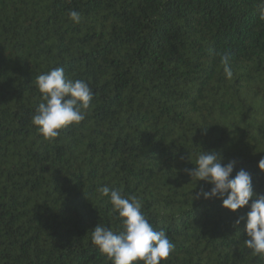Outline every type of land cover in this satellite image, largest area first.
Returning a JSON list of instances; mask_svg holds the SVG:
<instances>
[{
  "label": "trees",
  "instance_id": "1",
  "mask_svg": "<svg viewBox=\"0 0 264 264\" xmlns=\"http://www.w3.org/2000/svg\"><path fill=\"white\" fill-rule=\"evenodd\" d=\"M259 5L0 0V264H112L91 242L96 225L122 230L103 186L137 197L165 232L174 248L160 264H264L244 245L246 219L233 226L249 207L192 199L212 185L184 171L216 151L222 166L236 161L229 178L246 170L264 195ZM54 68L84 81L92 101L83 121L46 140L31 122L35 80Z\"/></svg>",
  "mask_w": 264,
  "mask_h": 264
},
{
  "label": "clouds",
  "instance_id": "2",
  "mask_svg": "<svg viewBox=\"0 0 264 264\" xmlns=\"http://www.w3.org/2000/svg\"><path fill=\"white\" fill-rule=\"evenodd\" d=\"M260 19L264 20V5H259ZM69 19L79 23L81 16L76 11H69ZM230 55L221 54V64L226 78H232L229 67ZM36 87L41 93L42 102L35 110L31 122L46 140L54 139L59 130L71 124H79L84 120L90 108L92 91L82 80H66L62 68H54L46 74L36 77ZM222 157L216 151H203L195 161L193 170L184 169L191 179L205 181L212 187L208 191L203 188L192 199L201 197L218 198L222 207L233 212L248 206L245 217L234 221V227L246 219L245 232L247 239L244 245L254 255L264 260V195L254 193L251 175L246 170H239L232 178L235 160L221 165ZM257 167L264 172V156ZM102 197H109L112 211L118 213L122 230L114 233L111 228L96 225L91 233V242L105 255L112 264H160L167 260L174 246L169 242L163 230L156 231L145 219L140 209L142 202L135 196L124 198L117 190L110 192L107 186L97 189ZM225 194L226 198H225ZM255 197L249 205V200Z\"/></svg>",
  "mask_w": 264,
  "mask_h": 264
}]
</instances>
